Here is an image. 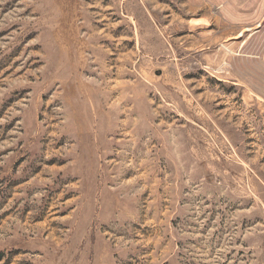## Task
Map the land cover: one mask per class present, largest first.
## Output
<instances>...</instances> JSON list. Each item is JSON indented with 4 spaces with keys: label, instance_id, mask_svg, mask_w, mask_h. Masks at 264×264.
Wrapping results in <instances>:
<instances>
[{
    "label": "rangeland",
    "instance_id": "obj_1",
    "mask_svg": "<svg viewBox=\"0 0 264 264\" xmlns=\"http://www.w3.org/2000/svg\"><path fill=\"white\" fill-rule=\"evenodd\" d=\"M0 264H264V0H0Z\"/></svg>",
    "mask_w": 264,
    "mask_h": 264
}]
</instances>
